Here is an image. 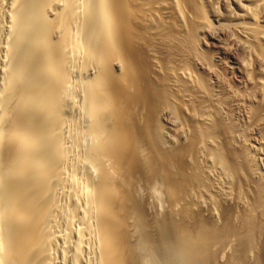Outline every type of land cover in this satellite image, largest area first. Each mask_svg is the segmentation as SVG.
Segmentation results:
<instances>
[{
    "label": "bare ground",
    "instance_id": "bare-ground-1",
    "mask_svg": "<svg viewBox=\"0 0 264 264\" xmlns=\"http://www.w3.org/2000/svg\"><path fill=\"white\" fill-rule=\"evenodd\" d=\"M230 1L0 0V264H264L226 117L264 129V0ZM221 37L249 98L203 54Z\"/></svg>",
    "mask_w": 264,
    "mask_h": 264
},
{
    "label": "rangeland",
    "instance_id": "rangeland-1",
    "mask_svg": "<svg viewBox=\"0 0 264 264\" xmlns=\"http://www.w3.org/2000/svg\"><path fill=\"white\" fill-rule=\"evenodd\" d=\"M224 1V0H223ZM222 0H221V2L219 3V4H217L219 7L218 8H220V6H221V8L220 9H218L219 11H220V13H223V11H225V7L224 6H228L227 8H230L231 6L233 7L234 5L231 3V1H230V3L226 0V2L224 1L223 2ZM224 4H223V3ZM228 2V4H226ZM222 4V5H221ZM231 5V6H230ZM231 7V9H235L236 11H237V9L236 8H232ZM223 11H222V10ZM234 10V11H235ZM262 24V23H261ZM225 41H227L228 42V40L226 39L225 40V38H223L222 39V37L220 38V40L218 41V43H217V45H215V46H209L208 48L207 47H203L204 48V52H203V54L205 55V57H207V59L209 58V60L210 59H216V61L218 62V70L220 69V71H222L221 73L223 74V73H225V71H226V75H223L222 77H223V79H226L227 77H228V79L229 80H231V82L228 80V79H226V81L225 80H223V83H224V86H226V88H228L227 86H230V84H231V88L230 89H232V88H234V90H235V88H237V90H239V92H240V96H244V97H246L247 96V98H249V96L251 95V93L253 92L251 89H252V87H251V85H248L249 87L247 88L246 87V85H247V82H246V80H244L245 78L243 77V76H241L238 72H236L235 70V72L233 73L232 71H233V67H232V65L230 64V62H229V57H228V55H227V53H225V52H228V54H233V55H235V57L237 58L238 57V52L239 51H235L234 49H232V47L233 48H235L234 46H232L231 47V43L230 42H225ZM220 46V47H219ZM226 47V48H225ZM206 50V51H205ZM217 52V53H216ZM226 55H225V54ZM215 55V56H214ZM223 55V56H222ZM225 55V56H224ZM241 55V56H240ZM220 56V57H219ZM226 56H227V59H225L226 58ZM239 56L241 57V60H243V56H242V54L239 52ZM240 57H238L237 59L238 60H240ZM223 59V60H222ZM212 61V60H211ZM226 62H228V63H226ZM227 68H230V70L229 69H227ZM232 70V71H231ZM233 73V74H232ZM237 73V74H236ZM240 76H239V75ZM225 76H226V78H225ZM228 82H230L229 83V85H228ZM235 87H234V86ZM223 86V89L222 88H220V90H219V88L218 87H214L215 89L216 88H218V90L217 91H221V94L222 93H225L226 91L224 90L225 89V87ZM233 86V87H232ZM228 88V89H229ZM240 88V89H239ZM243 89H245V92H244V90ZM237 90H235V91H237ZM241 90V91H240ZM247 90V91H246ZM223 91V92H222ZM225 91V92H224ZM242 94V95H241ZM247 94V95H246ZM223 95V94H222ZM249 95V96H248ZM229 97V96H228ZM237 97H239V96H236L235 95V98H237ZM233 98V97H232ZM231 98V99H232ZM230 99V100H231ZM234 99V98H233ZM235 101H233V100H231V102L233 103V107H231L233 110L235 109L234 108V106L236 105V104H234L235 102L237 103V99H234ZM247 102V101H246ZM245 102V103H246ZM231 103V104H232ZM238 103H240V104H237L236 105V109H235V111H232V110H230L229 109V111L231 112H233V114H232V112H231V115H230V113H229V115L228 116H226V117H229L230 119H232L233 120V122L235 123V125H236V127H237V131L239 132L238 134L240 135V134H242V135H240V139H239V143H243L244 145H246L247 146V149H248V151L249 152H251V153H249L250 154V156L254 153V155H252L253 157H254V160H255V158L257 159L256 160V162H258V164H257V166H259L258 168H259V171H261L260 173L261 174H263L262 176L264 177V129H262L263 127H261V125H259L260 127H258L257 125L258 124H256L255 125V123H257V122H255L256 121V119H253V116H254V114L252 115L251 113H253V112H251L252 110H254V108H252V104L251 103H249L248 102V106H247V103L245 104L246 106H244L243 105V103L242 102H240V100L238 101ZM249 104H251V105H249ZM241 107H239V106ZM243 105V106H242ZM238 107L240 108L238 111H237V109H238ZM243 107H245V109L243 108ZM251 108V109H250ZM249 109V110H248ZM243 111V113H242V111ZM248 111V112H247ZM249 111H250V113H249ZM248 113V115L246 116V114L245 113ZM252 115V116H251ZM248 116H250V117H248ZM252 117V118H251ZM239 119V120H238ZM243 119V120H242ZM246 119V120H245ZM254 120V124H252L253 123V120ZM248 121V122H247ZM264 123V122H263ZM252 124V125H251ZM248 125V126H247ZM250 125H251V127H250ZM239 126V127H238ZM248 127V128H247ZM253 127V128H252ZM258 127V128H257ZM251 128V129H250ZM246 129V130H245ZM244 133H245V135H244ZM252 134V135H251ZM250 137H249V136ZM262 138V139H261ZM244 139V140H243ZM253 139V140H252ZM242 140V141H241ZM244 141V142H243ZM248 146H252L251 148L250 147H248ZM257 148V149H256ZM261 152V153H260ZM262 158V159H261ZM262 161H263V164H262ZM262 167V168H261ZM261 169V170H260Z\"/></svg>",
    "mask_w": 264,
    "mask_h": 264
}]
</instances>
